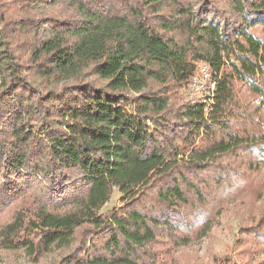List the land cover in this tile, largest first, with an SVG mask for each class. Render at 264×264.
I'll return each mask as SVG.
<instances>
[{"label":"trees","instance_id":"trees-1","mask_svg":"<svg viewBox=\"0 0 264 264\" xmlns=\"http://www.w3.org/2000/svg\"><path fill=\"white\" fill-rule=\"evenodd\" d=\"M199 61L210 111L180 95ZM245 191L212 264H264V0H0V255L168 264Z\"/></svg>","mask_w":264,"mask_h":264},{"label":"rangeland","instance_id":"rangeland-1","mask_svg":"<svg viewBox=\"0 0 264 264\" xmlns=\"http://www.w3.org/2000/svg\"><path fill=\"white\" fill-rule=\"evenodd\" d=\"M180 95L185 101H195L194 97H192L194 92L191 96L188 86H184L181 89ZM209 104L212 105V101ZM251 193L245 191L239 195L238 199L227 203L223 211L216 215L209 232L201 236L194 233L188 244L172 247L166 253L167 255H164L168 259V264H212L215 255L220 257L231 255L234 259H238L235 240L239 236L242 227L259 217V207L263 203L262 198H252L250 196ZM121 202L122 196L116 189L110 202L102 212H108L114 206H120ZM9 217L10 213L5 211L0 219L6 220ZM69 251L64 249L60 253H52L48 257L41 259L39 263L32 262L21 249L10 253L3 252L0 255V264H54L61 257L67 255Z\"/></svg>","mask_w":264,"mask_h":264},{"label":"built area","instance_id":"built-area-1","mask_svg":"<svg viewBox=\"0 0 264 264\" xmlns=\"http://www.w3.org/2000/svg\"><path fill=\"white\" fill-rule=\"evenodd\" d=\"M186 86H188L191 96L194 92L192 97H194L195 101L193 102L205 104L206 111H208L210 108L209 106L211 105L209 103L211 101L213 103L217 89V82L213 77L208 63L204 61L196 63V71ZM207 94L208 96L206 97Z\"/></svg>","mask_w":264,"mask_h":264}]
</instances>
